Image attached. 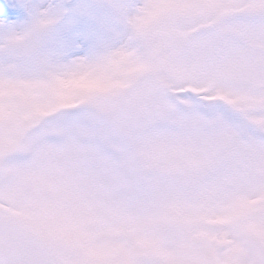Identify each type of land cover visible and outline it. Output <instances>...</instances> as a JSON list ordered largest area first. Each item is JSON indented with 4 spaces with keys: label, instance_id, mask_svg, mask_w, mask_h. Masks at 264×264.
I'll return each mask as SVG.
<instances>
[{
    "label": "snow or ice",
    "instance_id": "6c2138e0",
    "mask_svg": "<svg viewBox=\"0 0 264 264\" xmlns=\"http://www.w3.org/2000/svg\"><path fill=\"white\" fill-rule=\"evenodd\" d=\"M0 264H264V0H0Z\"/></svg>",
    "mask_w": 264,
    "mask_h": 264
}]
</instances>
